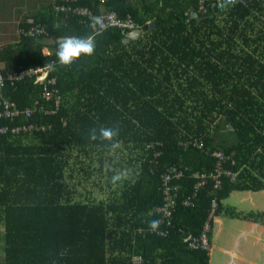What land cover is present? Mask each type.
I'll list each match as a JSON object with an SVG mask.
<instances>
[{"label":"trees","instance_id":"trees-1","mask_svg":"<svg viewBox=\"0 0 264 264\" xmlns=\"http://www.w3.org/2000/svg\"><path fill=\"white\" fill-rule=\"evenodd\" d=\"M62 1L20 27L45 24L48 37L19 29L0 45L1 73L51 65L63 95L45 115L41 82L6 77L3 96L23 110L40 100L30 122L47 130L0 134V264H264V0L205 13L198 0H78L131 15L143 34L108 28L69 65L59 39L93 32L55 12ZM102 127L115 135L91 139ZM206 227L209 246L191 247Z\"/></svg>","mask_w":264,"mask_h":264},{"label":"built area","instance_id":"built-area-1","mask_svg":"<svg viewBox=\"0 0 264 264\" xmlns=\"http://www.w3.org/2000/svg\"><path fill=\"white\" fill-rule=\"evenodd\" d=\"M78 0H63L61 3L54 4L55 12H64L66 15L71 14L72 16H79L82 23L89 25L92 29V36L100 33L108 28H120L126 31L139 28L136 21L131 15H127L125 18L120 16L116 11L101 12L97 13L92 7L86 5L75 4ZM105 1V0H101ZM199 1V12L205 13L209 4H212L218 9H224L230 5H234L240 0H198ZM20 33L23 35H29L32 37L45 36L48 37L49 32L45 24H34L28 29L20 28ZM76 60V58H74ZM73 60V61H74ZM51 65L39 66V67H28L26 70H22L19 73L9 74L8 76L0 72V98L2 103L0 104V119H6L9 123H0V134H20V133H33L39 130L46 131L47 126L40 124L39 122H30L34 117L37 110V105L40 100L36 99L33 106L26 107L24 110L20 109L16 102L12 101L8 97H4L2 94L3 87L5 85L6 77L10 80L11 84H15L18 81L25 79L26 77H35L37 81L43 84L42 98L46 101H52L54 107L49 108L46 105H41L39 110L45 115L55 113L60 104L63 101V95L57 86L56 76L50 75ZM18 118H22L21 122H17ZM29 120V121H26ZM51 127V125H49ZM197 144V143H196ZM198 146L201 143L197 144ZM217 155L222 154L221 152H216ZM166 192L172 193L173 187L169 184L171 178L170 176L164 177ZM173 195V193H172ZM174 196V195H173ZM170 203L168 205H173V197L169 199ZM199 237H193L190 240V246L193 248L198 247H208L209 240L207 230Z\"/></svg>","mask_w":264,"mask_h":264},{"label":"crops","instance_id":"crops-1","mask_svg":"<svg viewBox=\"0 0 264 264\" xmlns=\"http://www.w3.org/2000/svg\"><path fill=\"white\" fill-rule=\"evenodd\" d=\"M55 1L56 0H0V45L12 44L19 41V29L22 24L31 23L38 17L50 15ZM156 1L157 0H127L131 6L144 9L149 7L150 4H154ZM177 1H182L187 4L186 2L189 0ZM169 3H174V0H167V4ZM154 6L159 7L160 4ZM48 42H52V40L48 39ZM53 50V48H46L45 53H51ZM3 229V227H0V230ZM240 231L244 232L245 230L240 229ZM0 244L2 245L1 241ZM220 247L221 246H217V248ZM3 250V247H1L0 252L3 253ZM223 250H225V248L221 247L220 252ZM237 257L239 258L240 263L236 264H243L241 260L251 262V260L242 256L237 255ZM254 264L257 263L254 262Z\"/></svg>","mask_w":264,"mask_h":264},{"label":"clouds","instance_id":"clouds-1","mask_svg":"<svg viewBox=\"0 0 264 264\" xmlns=\"http://www.w3.org/2000/svg\"><path fill=\"white\" fill-rule=\"evenodd\" d=\"M94 49L95 42L91 37L69 36L58 42L56 57L60 65H69L73 62L74 58H78L81 56V54L92 55ZM114 135L115 132L113 129L102 127L99 130H93L90 138L93 140L97 138L102 140H110ZM112 179L113 181H116L119 179V176H113ZM155 226L156 222L153 221L152 227Z\"/></svg>","mask_w":264,"mask_h":264},{"label":"water","instance_id":"water-1","mask_svg":"<svg viewBox=\"0 0 264 264\" xmlns=\"http://www.w3.org/2000/svg\"><path fill=\"white\" fill-rule=\"evenodd\" d=\"M151 25H154L153 23ZM143 34V30L141 28H136L133 29L129 32L126 33V36L124 38L125 42L130 41L131 39H138L141 35ZM66 37H62L59 40H63ZM2 103L1 98H0V104Z\"/></svg>","mask_w":264,"mask_h":264},{"label":"rangeland","instance_id":"rangeland-1","mask_svg":"<svg viewBox=\"0 0 264 264\" xmlns=\"http://www.w3.org/2000/svg\"><path fill=\"white\" fill-rule=\"evenodd\" d=\"M226 131V130H225ZM219 136H221V135H219ZM261 201H264V194H259L258 195V202L260 203ZM257 207V206H256ZM241 262L243 263V264H254V262L251 260V262H248V261H246V260H241ZM245 262V263H244Z\"/></svg>","mask_w":264,"mask_h":264},{"label":"bare ground","instance_id":"bare-ground-1","mask_svg":"<svg viewBox=\"0 0 264 264\" xmlns=\"http://www.w3.org/2000/svg\"><path fill=\"white\" fill-rule=\"evenodd\" d=\"M242 3V2H241ZM209 11V10H208ZM207 12V11H206ZM32 25V24H31ZM27 29H28V27H27ZM48 29V28H47ZM117 29V28H116ZM29 67V66H28ZM14 70V69H13ZM17 70V69H16ZM41 86V85H40ZM61 90V89H60ZM43 91V90H42ZM61 92V91H60ZM57 112V111H56ZM49 116V115H48ZM51 116V115H50ZM3 123V122H2ZM44 123V122H43ZM54 127V126H53ZM216 130V129H215ZM147 144V143H146ZM140 150V149H139ZM199 150V149H198ZM163 151V150H162ZM153 156V155H152ZM160 156V155H159ZM159 156H157V157H159ZM156 157V158H157ZM215 159V158H214ZM147 160V159H146ZM155 160V159H154ZM137 162V161H136ZM225 162V161H224ZM231 162V161H230ZM184 168V167H183ZM208 169V168H207ZM202 170V169H201ZM173 181V180H172ZM181 182V181H180Z\"/></svg>","mask_w":264,"mask_h":264}]
</instances>
